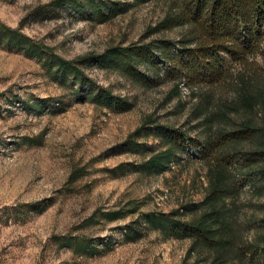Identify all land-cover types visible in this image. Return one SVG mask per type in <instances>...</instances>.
I'll return each instance as SVG.
<instances>
[{"label":"rangeland","instance_id":"374dc122","mask_svg":"<svg viewBox=\"0 0 264 264\" xmlns=\"http://www.w3.org/2000/svg\"><path fill=\"white\" fill-rule=\"evenodd\" d=\"M167 2L143 0L111 17L106 11L100 20L71 2L0 0V22L18 27L43 50L37 55L28 42L0 40V264H182L196 258L189 237L166 236L151 215L183 213L208 189L203 131L190 113L197 96L184 83L178 96L169 80L145 86L88 55L154 36L178 37L180 28L147 37ZM46 49L73 59L90 83L51 64ZM256 60L264 69V56ZM100 86L128 102H96L89 92ZM219 102L215 96L211 108ZM241 112L264 123L259 107ZM166 126L187 131L178 139L177 158L163 171L138 169L167 146ZM240 181L239 216L254 240L264 231V182L255 185L244 175ZM244 264H264V254L251 251Z\"/></svg>","mask_w":264,"mask_h":264},{"label":"trees","instance_id":"16d2710c","mask_svg":"<svg viewBox=\"0 0 264 264\" xmlns=\"http://www.w3.org/2000/svg\"><path fill=\"white\" fill-rule=\"evenodd\" d=\"M141 1L54 0L71 2L100 20ZM174 28H180L178 37L154 36L88 55L102 67L121 71L145 86L169 80L178 96L182 83L197 96L190 113L203 131L208 189L201 201L185 204L183 213H153L151 221L166 236L191 239L189 254L197 256L185 258L182 264H244L251 251L264 254V231L254 240L246 236L236 201L242 191L241 175L254 179L255 185L257 180L264 182V123L241 112L243 107L252 111L259 107L264 115V69L256 60L264 56V0H168L165 15L150 27L147 37ZM0 40L13 45L28 42L35 54L43 53L18 27L3 22ZM47 53L59 70L75 75L84 86L90 83L91 78L73 59L53 50ZM89 93L96 102L111 106L128 102L102 86ZM215 96L220 102L214 109ZM166 127L172 136L167 146L152 151L136 165L138 169L163 171L177 158L178 139H184L187 131ZM185 213L193 215L185 218ZM261 227L264 230V216Z\"/></svg>","mask_w":264,"mask_h":264}]
</instances>
